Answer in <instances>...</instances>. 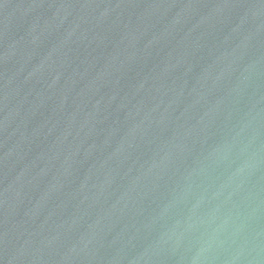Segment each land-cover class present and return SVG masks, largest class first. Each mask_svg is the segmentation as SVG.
I'll list each match as a JSON object with an SVG mask.
<instances>
[{"label":"water","instance_id":"1","mask_svg":"<svg viewBox=\"0 0 264 264\" xmlns=\"http://www.w3.org/2000/svg\"><path fill=\"white\" fill-rule=\"evenodd\" d=\"M0 264H264V0H0Z\"/></svg>","mask_w":264,"mask_h":264}]
</instances>
